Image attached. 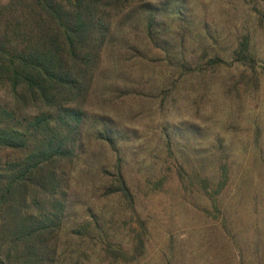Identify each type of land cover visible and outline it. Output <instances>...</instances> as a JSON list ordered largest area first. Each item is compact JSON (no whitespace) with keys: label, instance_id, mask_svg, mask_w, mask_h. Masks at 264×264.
Wrapping results in <instances>:
<instances>
[{"label":"rangeland","instance_id":"rangeland-1","mask_svg":"<svg viewBox=\"0 0 264 264\" xmlns=\"http://www.w3.org/2000/svg\"><path fill=\"white\" fill-rule=\"evenodd\" d=\"M184 2L170 51L137 28L105 53L90 104L131 131L134 206L106 197L97 173L82 179L56 264H264V0ZM91 212L111 245L70 232Z\"/></svg>","mask_w":264,"mask_h":264},{"label":"trees","instance_id":"trees-1","mask_svg":"<svg viewBox=\"0 0 264 264\" xmlns=\"http://www.w3.org/2000/svg\"><path fill=\"white\" fill-rule=\"evenodd\" d=\"M160 4L15 0L0 5V85L11 92L9 100L0 101V264L57 263L59 238L76 215L72 194L85 177L97 173L106 197L119 195L134 206L133 185L124 172L131 131L94 110L90 97L105 53L124 45L128 30L143 28L155 47L171 50L163 46L171 42L167 24L183 21L185 2ZM245 51L240 47L234 54ZM171 130L162 129L168 149L175 140ZM101 219L91 212L70 232L100 237L98 244L107 247L112 243L105 241L109 234Z\"/></svg>","mask_w":264,"mask_h":264}]
</instances>
